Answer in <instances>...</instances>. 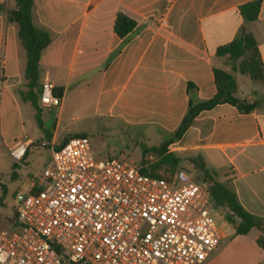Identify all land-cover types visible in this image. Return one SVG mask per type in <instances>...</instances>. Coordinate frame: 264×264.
<instances>
[{
    "label": "crops",
    "instance_id": "obj_1",
    "mask_svg": "<svg viewBox=\"0 0 264 264\" xmlns=\"http://www.w3.org/2000/svg\"><path fill=\"white\" fill-rule=\"evenodd\" d=\"M32 1L34 24L51 37L41 54L38 84L45 78L54 83L61 97L57 116L64 112L72 88L80 109L97 119L105 133L122 139L124 147L127 141L140 149L160 144L179 124L190 97L210 98L216 90L214 68L231 71L227 56L218 55L217 48L237 38L241 30L251 35L264 69V0L251 21L239 10L251 0ZM0 5V160L10 162L11 178L26 176L25 190L16 189L19 198L24 191L35 190L32 174L37 173L39 160H29L31 148H49L44 168L53 149L68 136L58 120L52 131L48 129L51 108L38 105L39 125L34 107L19 96L26 83V53L17 23L7 19V10L16 3L0 0ZM118 13L136 21V30L127 37L114 30ZM233 74L236 95L256 107L241 112L220 103L201 110L168 149L182 157L201 155L242 207L264 218V81L239 70ZM188 84L194 86L190 92ZM19 140L29 145L22 161L15 163L9 150ZM116 149L118 156L128 158L123 148ZM153 156L147 153L144 158L151 162ZM15 213L16 209L7 219L10 224ZM224 218L221 238L204 264H264V250L256 241L260 230L235 234L234 224Z\"/></svg>",
    "mask_w": 264,
    "mask_h": 264
},
{
    "label": "built area",
    "instance_id": "obj_2",
    "mask_svg": "<svg viewBox=\"0 0 264 264\" xmlns=\"http://www.w3.org/2000/svg\"><path fill=\"white\" fill-rule=\"evenodd\" d=\"M61 97L45 78L38 105ZM29 142L9 155L20 163ZM122 156L96 159L86 135L54 148L35 190L25 193L10 229H0V264H204L221 238L205 184L178 168L149 176Z\"/></svg>",
    "mask_w": 264,
    "mask_h": 264
},
{
    "label": "trees",
    "instance_id": "obj_3",
    "mask_svg": "<svg viewBox=\"0 0 264 264\" xmlns=\"http://www.w3.org/2000/svg\"><path fill=\"white\" fill-rule=\"evenodd\" d=\"M15 8L7 10V19L18 25V38L25 49L26 67L24 77L25 88L18 91L24 101H29L36 110V119L40 125L38 106V66L42 51L51 40L50 34L37 27L33 22V1L14 0ZM261 0H251L239 6L241 15L245 20H254L257 17ZM2 6L0 5V9ZM114 30L121 37H127L136 30V21L131 17L118 13L114 21ZM218 55H226L231 64V71L214 68L215 93L207 99L194 101L189 98L186 112L177 127L167 134L165 139L158 145H142V157L140 160V172L149 176L171 179L182 161H186L193 169L198 170L202 178L196 181L205 184L215 206L225 207L230 215L226 216L228 221L234 224L235 234H246L251 228H257L261 234L257 237L258 245L264 250V218L251 214L239 203L235 192L221 181L218 173L207 168L201 155L182 157L176 152L168 149V145L178 140L184 131L193 123L199 111L212 108L220 103L234 105L241 112H250L256 107L255 102H249L236 95L237 83L233 72L236 70L247 73L251 78L264 81V69L256 46L250 34L241 30L240 35L229 43L217 48ZM241 61L238 65L235 62ZM189 92L194 89L191 84L187 85ZM65 138L60 145L67 139ZM59 145V146H60ZM152 153L155 160L147 162L145 155ZM234 217L238 218L234 222Z\"/></svg>",
    "mask_w": 264,
    "mask_h": 264
},
{
    "label": "rangeland",
    "instance_id": "obj_4",
    "mask_svg": "<svg viewBox=\"0 0 264 264\" xmlns=\"http://www.w3.org/2000/svg\"><path fill=\"white\" fill-rule=\"evenodd\" d=\"M73 95L74 93L71 88V93L61 116H57L56 107L49 109L51 118L50 121L47 122L48 129L52 131L55 122L58 120L57 125L62 130L63 134L69 137L86 135L89 138L91 152L96 159L106 158L107 152L118 156L117 153L119 149L116 148L121 147L128 156V159L138 163L141 159L140 146L131 141H127V147H124L125 143L122 139L112 133H105L98 125L97 119L92 117L90 113L84 111V109H80L79 105L74 101ZM45 113H47V110H45ZM49 157L50 150L48 147H32L29 160H35V163L37 159L39 160L37 173H41ZM153 160H155V156L151 159V161ZM9 164L10 162L7 160H0V199H2L0 203V229L12 228V225L7 222V219L18 206L16 189L21 188L25 190L24 186L27 182L25 175H20V177L16 179L11 178L9 174ZM178 168L186 170L191 177L195 179L202 178L201 173L193 169L186 161H182ZM2 185L5 187V193L2 191ZM24 192L26 193L27 191ZM210 214L219 225L225 222V215H230L228 209L215 206L214 204L210 207ZM229 222H231V220Z\"/></svg>",
    "mask_w": 264,
    "mask_h": 264
},
{
    "label": "water",
    "instance_id": "obj_5",
    "mask_svg": "<svg viewBox=\"0 0 264 264\" xmlns=\"http://www.w3.org/2000/svg\"><path fill=\"white\" fill-rule=\"evenodd\" d=\"M57 94H58V93H57ZM58 95H59V94H58ZM23 196H25V193L22 194V195L18 198V203L20 202V200H21V198H22Z\"/></svg>",
    "mask_w": 264,
    "mask_h": 264
}]
</instances>
